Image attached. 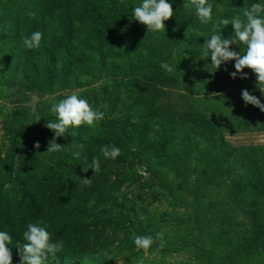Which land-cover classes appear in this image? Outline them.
<instances>
[{
  "label": "rangeland",
  "instance_id": "obj_1",
  "mask_svg": "<svg viewBox=\"0 0 264 264\" xmlns=\"http://www.w3.org/2000/svg\"><path fill=\"white\" fill-rule=\"evenodd\" d=\"M168 2L166 32L147 33L132 16L141 0H0V231L12 264L40 220L64 243L48 264H264V112L242 91L262 104L264 93L250 69L233 79L235 61L216 70L203 48L214 24L264 0H209V24L190 0ZM72 93L104 119L57 138L45 125ZM54 138L63 148L45 153ZM104 145L121 155L105 159ZM94 157L99 173L83 172ZM158 232L163 249H136L135 235Z\"/></svg>",
  "mask_w": 264,
  "mask_h": 264
},
{
  "label": "clouds",
  "instance_id": "obj_2",
  "mask_svg": "<svg viewBox=\"0 0 264 264\" xmlns=\"http://www.w3.org/2000/svg\"><path fill=\"white\" fill-rule=\"evenodd\" d=\"M190 5L194 7L199 21L203 24H209L213 19V4L209 0H190ZM188 7V5H185ZM34 16L35 13H29ZM174 15L172 4L168 0H141L138 6L132 9V16L135 21L145 25L148 32H166L165 21L171 19ZM231 25L233 35L225 39L220 34L221 29ZM187 34V33H186ZM43 34L40 31L33 32L30 37L23 39V46L29 50L40 47ZM244 45L245 51L241 52L230 50L231 45ZM204 57L211 56V65L219 69L222 63L235 61V72L231 73L233 79L237 73L241 74L242 79L247 75L243 72L245 68L250 69L256 75L257 85L264 93V3H253L243 12V18L236 15L229 19H223L213 25L212 35L205 40L203 44ZM203 59V58H202ZM160 67L167 73L177 71V66L170 65L167 62H160ZM213 96L218 95L213 93ZM242 99L246 104L258 107L264 112V104L248 90L242 91ZM52 113L56 115V121H49L46 127L52 130L55 137H63L68 134L69 127L78 128L82 125L95 127L97 123L104 119V113L99 109L93 108L87 99L81 98L75 93L67 95L60 99L51 107ZM40 119L38 118L37 121ZM76 133H72L75 135ZM34 147L40 148L39 142ZM63 146L56 142V139L49 141V147L45 153L59 152ZM83 148V145H80ZM101 153L105 159L115 160L121 155V149L115 145H104L101 147ZM44 154V153H43ZM73 157L80 158L79 151L73 152ZM82 171L87 172L92 169L94 174L100 171V159L94 157L91 164L82 165ZM84 185L90 186L92 179L81 178ZM9 185H5V188ZM25 243L18 245L20 250V264H48L49 257L55 258L58 253L64 249L63 241L53 242L51 233L47 230L45 221L40 220L35 223L30 222L23 232ZM159 241L158 249L166 246L164 233L158 232L155 237L152 235H135L134 244L136 249L144 250L145 253ZM13 242L12 236L7 231H0V264H12V250L9 247ZM87 264V261H85ZM136 264H145L144 259L140 258Z\"/></svg>",
  "mask_w": 264,
  "mask_h": 264
},
{
  "label": "trees",
  "instance_id": "obj_3",
  "mask_svg": "<svg viewBox=\"0 0 264 264\" xmlns=\"http://www.w3.org/2000/svg\"><path fill=\"white\" fill-rule=\"evenodd\" d=\"M22 224V223H21Z\"/></svg>",
  "mask_w": 264,
  "mask_h": 264
}]
</instances>
